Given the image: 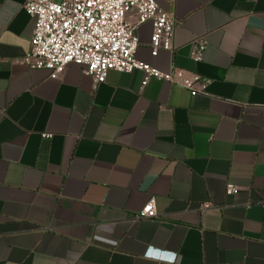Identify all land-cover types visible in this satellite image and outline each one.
Masks as SVG:
<instances>
[{
  "label": "crops",
  "instance_id": "obj_1",
  "mask_svg": "<svg viewBox=\"0 0 264 264\" xmlns=\"http://www.w3.org/2000/svg\"><path fill=\"white\" fill-rule=\"evenodd\" d=\"M24 1L0 0V264H264V0H156L173 50L152 52L147 21L136 56L200 74L197 95L30 69Z\"/></svg>",
  "mask_w": 264,
  "mask_h": 264
},
{
  "label": "built area",
  "instance_id": "obj_2",
  "mask_svg": "<svg viewBox=\"0 0 264 264\" xmlns=\"http://www.w3.org/2000/svg\"><path fill=\"white\" fill-rule=\"evenodd\" d=\"M23 6L35 19L30 49L24 57L30 69H46L50 77L58 78L68 65H80L96 85L105 82L112 70H138L144 74L143 85L157 79L187 88L191 95L206 91L207 81L198 73L188 74L178 67L163 71L137 58L140 41L136 29L147 21L152 23V52L173 50L175 17L156 0H25ZM131 12L136 15L134 22L128 19ZM204 50V41H199L193 58L202 60ZM138 216H157L155 197L148 199ZM146 254L177 260L176 254L165 255L152 247Z\"/></svg>",
  "mask_w": 264,
  "mask_h": 264
}]
</instances>
